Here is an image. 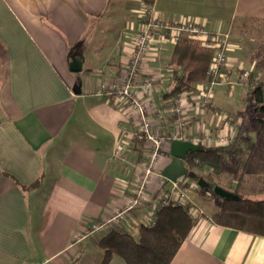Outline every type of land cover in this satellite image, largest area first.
I'll return each instance as SVG.
<instances>
[{"label": "crops", "instance_id": "obj_1", "mask_svg": "<svg viewBox=\"0 0 264 264\" xmlns=\"http://www.w3.org/2000/svg\"><path fill=\"white\" fill-rule=\"evenodd\" d=\"M143 5L140 0H0V264H73L90 253L96 259L85 264L102 260L98 242L110 228L83 234L91 222L128 198L118 196L125 163L113 160L111 152L121 131L136 126L133 112L97 89L121 82L128 55L124 32L136 24ZM151 11L167 19H195L208 31L228 34L227 74L236 82L234 91L240 87L249 93L251 88L237 83L240 69L262 75L251 59L255 35L246 38L240 31L247 32L251 23L264 26V0H154ZM171 51V45L161 48L144 62L139 75L159 77L160 91L149 105L167 131L176 118L172 96H164L170 86ZM74 55L81 62L78 73L69 69ZM78 84L80 92L75 93ZM218 92L216 88L211 102L236 127L235 143L242 151L236 161L247 162L250 151L251 162L264 156L259 114L252 110L255 118L249 117L256 120L253 129L246 124L248 112L237 104L218 103ZM192 118L179 140L190 141L197 125L217 131L209 110ZM171 141L157 161L142 204L121 230L137 235L134 219L146 211L161 170L171 161ZM126 159L141 156L134 150ZM254 163L245 180H238L235 170L214 180L233 194L236 185L247 194L258 191L264 157ZM198 193L196 201L208 218L190 229L169 264H264V237L215 223L221 198ZM257 199H264V192ZM107 264L125 262L113 256Z\"/></svg>", "mask_w": 264, "mask_h": 264}, {"label": "built area", "instance_id": "obj_2", "mask_svg": "<svg viewBox=\"0 0 264 264\" xmlns=\"http://www.w3.org/2000/svg\"><path fill=\"white\" fill-rule=\"evenodd\" d=\"M134 26L124 32V45L128 49L124 63L125 73L119 84L107 89L100 85L97 93L106 97L114 95L124 109L135 116L134 131H121L114 142L111 157L125 163V177L118 180L119 197L128 195L120 208H115L98 221L91 222L83 236L102 228L120 229L123 222L131 218L132 211L142 204V198L159 157L162 156L167 142L183 138L182 128L193 116L210 111L213 121L216 120V132L212 133L207 126L197 125L190 141L200 148L224 147L229 145L236 132L230 122L228 113L212 105L216 88L225 86L227 94L232 95L236 82L229 79L228 47L230 37L226 33L212 32L188 17L167 19L155 15L151 6H145ZM182 39L193 40L200 46L212 51L211 60L206 71L207 79L199 81L190 91L172 96L171 111L176 115L173 128L169 131L159 127L153 116L149 102H154V93L160 91L159 77L139 78L145 61L152 60L164 46H173ZM250 69H240L238 84L244 85L250 79ZM259 79V74L253 76ZM252 85V84H251ZM253 86V85H252ZM189 98V100H188ZM192 113L189 114V113ZM140 145V146H139ZM140 147L141 159L128 161L127 155ZM181 176L171 182L160 176L158 188L150 194L146 211L134 219L135 226L152 227L156 214L163 206H183L188 214L198 223L208 218L190 198L189 194L197 191L199 186L192 179Z\"/></svg>", "mask_w": 264, "mask_h": 264}, {"label": "trees", "instance_id": "obj_3", "mask_svg": "<svg viewBox=\"0 0 264 264\" xmlns=\"http://www.w3.org/2000/svg\"><path fill=\"white\" fill-rule=\"evenodd\" d=\"M140 1L145 6H152L154 2V0ZM243 33L245 32L240 31V34ZM263 41L255 46L251 56L256 68L262 69V75L259 74V79L254 80L253 76L258 73L251 70L250 79L246 81V84L251 86L248 92L253 101L252 110L259 114L257 119L260 123L259 131L264 136ZM211 56L210 49L200 46L193 40L182 39L174 44L169 59V65L172 66L170 86L164 96H176L181 92L190 91L197 82L206 80ZM237 135L227 146L201 148L200 151L187 155L188 169L209 183V191L213 185L219 186L214 176L235 170L234 176L238 180H245L243 177L246 172L252 175L251 165L255 164L254 161L263 159L264 156H258L251 162L250 159L254 154L250 151V159H247L249 163L244 162L240 165L239 160L237 162L235 159L242 154L235 143ZM136 152L137 155L141 153L140 147L136 149ZM260 172L264 173V167ZM258 180L261 187L258 191L251 190L247 194L239 185H236L233 192L238 195V200L219 199L218 213L214 217L215 223L264 237V199H257L258 194L264 192V176L259 175ZM199 190L202 191L205 188L199 187ZM195 223L186 207L168 205L158 210L154 226L149 228L138 226L136 236L121 229L110 228L98 242L103 253L99 264H107L113 256L120 257L125 264H169Z\"/></svg>", "mask_w": 264, "mask_h": 264}, {"label": "water", "instance_id": "obj_4", "mask_svg": "<svg viewBox=\"0 0 264 264\" xmlns=\"http://www.w3.org/2000/svg\"><path fill=\"white\" fill-rule=\"evenodd\" d=\"M80 60L72 56L70 62V71L78 73L80 71ZM75 93H79V84L73 87ZM200 146L193 144L191 141H183L179 139H173L171 141V161L161 170L160 176L168 181H175L181 176L188 177L195 181L201 188H208L209 183L202 177H199L194 171L189 170L186 164V157L189 153L200 151ZM211 192L218 198L227 200H236L237 196L231 192H228L217 185L211 187Z\"/></svg>", "mask_w": 264, "mask_h": 264}, {"label": "rangeland", "instance_id": "obj_5", "mask_svg": "<svg viewBox=\"0 0 264 264\" xmlns=\"http://www.w3.org/2000/svg\"><path fill=\"white\" fill-rule=\"evenodd\" d=\"M112 24H113V22H112ZM113 30H114V28H113ZM113 30L110 29V31H108L106 33H109V32L112 33ZM245 33H246L245 35L247 37L244 36V35L243 36L246 37V38H250V39H251L250 36L255 35V36H252V39H253L252 41L248 40V41L254 43V47H255V46H257V44L259 42L263 41V39H264V37H263L264 36V26H257V24L251 23V27H249V30L247 32H245ZM110 35H109V37H110ZM105 40H108V39H105ZM217 90H219V92L217 93V99H216L218 101V103H220L222 105H228L229 107L231 105H233L235 107L236 104L239 106V108L242 107V110H244L245 112H248L247 113V116H246V121H247L246 124L249 122L250 123V126L253 129H255L256 128V120L253 121V120H250L249 119V117H252L253 119L255 118L254 117V114H253V111H252V108L250 106L252 104V102H253L252 101V98H251V95L249 93H246V91L244 89H243L244 91H241L240 87H236L235 88V91H233L234 93H232L233 94L232 97H231V95H228L227 94V89L217 88ZM189 181L191 182L190 179H189ZM198 191H199V188L197 189L196 192H194L192 194L190 193L189 196H190L191 200L200 209H202L200 207V205L196 201V197L199 195ZM204 191L210 196V199L212 198V200H218V197L216 195H214L211 191H209L208 188H205ZM204 214L206 216H208L207 212H205V211H204ZM84 256L82 257V259L75 258L73 264H85L86 262H88V260H94V259H96L94 253H90L89 256L88 257H85V258H84ZM99 261H101V260H99Z\"/></svg>", "mask_w": 264, "mask_h": 264}]
</instances>
